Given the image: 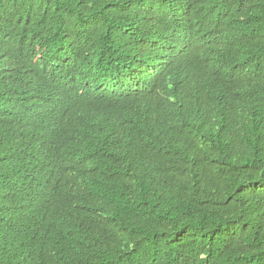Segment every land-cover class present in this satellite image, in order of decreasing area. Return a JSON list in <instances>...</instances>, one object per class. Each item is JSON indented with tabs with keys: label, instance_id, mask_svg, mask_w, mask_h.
Segmentation results:
<instances>
[{
	"label": "trees",
	"instance_id": "trees-1",
	"mask_svg": "<svg viewBox=\"0 0 264 264\" xmlns=\"http://www.w3.org/2000/svg\"><path fill=\"white\" fill-rule=\"evenodd\" d=\"M0 264H264V0H0Z\"/></svg>",
	"mask_w": 264,
	"mask_h": 264
}]
</instances>
